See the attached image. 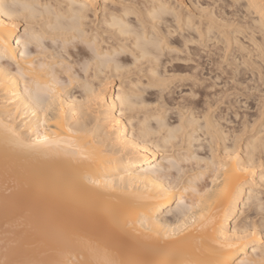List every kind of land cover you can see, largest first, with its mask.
I'll return each mask as SVG.
<instances>
[{
    "label": "bare ground",
    "instance_id": "6f19581e",
    "mask_svg": "<svg viewBox=\"0 0 264 264\" xmlns=\"http://www.w3.org/2000/svg\"><path fill=\"white\" fill-rule=\"evenodd\" d=\"M185 1L0 0V264H264V0Z\"/></svg>",
    "mask_w": 264,
    "mask_h": 264
},
{
    "label": "rangeland",
    "instance_id": "374dc122",
    "mask_svg": "<svg viewBox=\"0 0 264 264\" xmlns=\"http://www.w3.org/2000/svg\"><path fill=\"white\" fill-rule=\"evenodd\" d=\"M186 2H187V0L184 2V4H186ZM22 29H23V26L20 27V31L18 32V35L21 34ZM185 89L186 88L182 85V82L178 81V82H176V84L174 86L171 87V90H170L168 96H166L167 119H168L170 124H174L176 122V116H177L178 112L181 110V105H182L181 97L183 96ZM252 95H256V94L254 92H250V94H248L246 96H241L240 98H238V100L242 101V105L241 104L240 105H236V103H234L233 107L230 106V105H224V106H229V107H232L234 109H238V110H240V112H245L247 110L252 112L253 108H254V111H255V102H254V100H252V97H254V96H252ZM194 102H198L199 104H203L200 96L196 97ZM154 106L155 105H154L153 102L150 103V109L149 110L156 111V110H154L155 109ZM200 140H202V141L200 143L196 144L197 146H200L199 148L198 147L196 148V152L198 154V157H200V158L201 157H208L207 155L209 153H208V149L206 147V143L204 141L205 138L203 136H201ZM187 165L188 164H185L184 167H186ZM189 174L190 173H188L187 175H189ZM205 178H203V180ZM9 187H10V189L7 188V193L15 192L16 189L13 187L12 184ZM1 205H3V204H1Z\"/></svg>",
    "mask_w": 264,
    "mask_h": 264
}]
</instances>
